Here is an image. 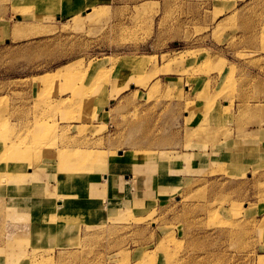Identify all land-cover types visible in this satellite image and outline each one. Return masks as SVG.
I'll return each instance as SVG.
<instances>
[{"label": "rangeland", "instance_id": "1", "mask_svg": "<svg viewBox=\"0 0 264 264\" xmlns=\"http://www.w3.org/2000/svg\"><path fill=\"white\" fill-rule=\"evenodd\" d=\"M17 1L0 0V141L15 143L0 162L38 146L41 161L26 169L29 187L42 186L38 201L62 186L89 203L80 172H108L118 159L143 169L184 149L190 163L193 148L264 127V88L241 75L262 69L264 0H74L69 17L51 12L59 0ZM211 111L224 118L216 130L204 129ZM194 117L201 120L190 126ZM196 168L167 197L144 193L137 210L104 220L108 201L63 205L68 218L46 219L67 225L41 229L47 236L29 244V226L8 231L5 194L0 264L23 252V264H264V157L244 159L240 170L216 158ZM55 173L64 183L57 189ZM98 176L96 189L111 183ZM26 192L13 194L36 201ZM21 210L29 223L31 207Z\"/></svg>", "mask_w": 264, "mask_h": 264}, {"label": "crops", "instance_id": "2", "mask_svg": "<svg viewBox=\"0 0 264 264\" xmlns=\"http://www.w3.org/2000/svg\"><path fill=\"white\" fill-rule=\"evenodd\" d=\"M24 0L17 1L18 5L23 4ZM43 2H47V0H44ZM27 3V2H25ZM9 1V6H10ZM76 3L74 0H59L58 4L53 6V10L51 11L55 16H62L63 17H69L74 16L76 12ZM10 12L12 11V8L10 6ZM33 11V10H31ZM36 12V11H35ZM43 11L39 13V16L42 15ZM26 20V19H25ZM29 21V20H27ZM3 33V29H0V34ZM263 59L261 61V67L262 69H243L241 72V75L246 77H256L259 80L260 85H258L260 88H264V56H262ZM259 58V57H258ZM181 71V70H180ZM181 75H183L181 73ZM180 75V76H181ZM194 85H192L189 90L188 88L185 89V95H188L191 97V95L194 93ZM188 90V91H187ZM260 91H263L260 89ZM196 104H198L196 102ZM187 114L185 113V117L187 118ZM197 116V113H196ZM223 116H221V113L219 111H211L207 115V122L205 123V128L208 129L209 127L214 128L216 130L221 125H224ZM201 119H198L194 117L191 119L190 126H197L199 124ZM183 129L185 130V127H187V124L183 125ZM182 129V130H183ZM215 134H212L209 136V139L211 141H216ZM219 142H216L215 145H213L210 148H206V151L200 150L199 148H193L192 152L190 154L195 157L192 162H187L184 157H186L187 149L180 151V156L178 160L168 159V160H157L156 166L153 163H149L146 168L143 167V165L138 164L137 161H133L130 163H124V159H118L116 163L110 164V168L108 169V172L105 171H95L94 174L91 172L84 175V179L86 182H88V177H93L96 179H100L98 175L105 173L111 176V183H107L102 186V188L99 189H92V194L95 195V197L100 198V202L108 201V207H106L107 211L104 214V217L100 220H104V218H108L111 216L116 215L115 212H120L122 210H128V209H135L137 210L139 208V205L142 203L139 199L141 198L144 193H146V199H153L155 196H159L160 198H165L170 193L169 191L172 190L170 188L171 184H183L186 183V179L188 178V171H193L194 168L199 169L201 162L209 163L213 161L216 158L217 162H225L229 164L230 166L234 167L237 170H240L244 165V159L247 158H256L259 160L261 157H264L259 152L262 150L264 152V127H254L249 130H243L241 135H232L228 136L225 139L218 138ZM263 146V147H262ZM259 149V150H258ZM190 151V150H188ZM184 155V156H183ZM196 155V156H194ZM128 160H125V162ZM130 165V166H129ZM129 166V169L127 170L126 167ZM108 168V167H107ZM142 169V170H141ZM120 171H128L132 172L131 176L125 177L124 179H120L117 173ZM161 174L163 176H161ZM160 175V176H158ZM57 173H55V180L57 179ZM169 176H173L170 178ZM152 177V178H151ZM156 177H159L158 180H152ZM84 180V182H85ZM56 184H45V186L53 185L57 186ZM85 182V183H86ZM84 184V183H83ZM86 187V184H84ZM51 187V186H50ZM90 187V186H88ZM176 189V188H175ZM116 190H120L123 193H118ZM53 197V196H52ZM50 197V198H52ZM49 198V197H48ZM56 199V201L59 199ZM110 202V204H109ZM144 203V202H143ZM90 211H87L85 213V219H91L90 217ZM92 215V214H91ZM99 220V221H100ZM85 223H83V226ZM135 253H137V248H134Z\"/></svg>", "mask_w": 264, "mask_h": 264}, {"label": "bare ground", "instance_id": "3", "mask_svg": "<svg viewBox=\"0 0 264 264\" xmlns=\"http://www.w3.org/2000/svg\"><path fill=\"white\" fill-rule=\"evenodd\" d=\"M42 81H43V78H42ZM36 139H34V140L36 141ZM10 144H15L14 140L9 138V141H8V140H5V138L3 137L2 140L0 141V153L4 152L6 150V147ZM22 144H23V142H22ZM25 145H27V144H25ZM27 146H28V148H24V149H26V151L22 150L23 148L19 147V149H21L22 152H17V151L12 152V153L10 152L0 162V178H1L0 182L2 183V184L0 183V195H1L0 197L2 199V197L5 194H7L6 195L7 199L5 197L4 199H2L1 203L3 206V202H4L5 203V209H7L8 211H12V214L7 215L8 218L6 219L7 224H8V226H7L8 231L10 229H14L16 227L18 228L20 226H23L26 228H27V226H29L31 228L32 235L25 242V243L29 244L32 242L33 239L40 240L43 237L47 236L45 234H49V233L52 234V231L60 229L62 227V225H64V227H65L67 225L66 222H64L63 224H60L59 222H56V221L50 222L46 218H49L52 216H63L65 218H68V216H66V214H65V208L63 207V205H72L74 202L78 203L80 201V197H79V195L71 193L69 190H65L64 188H62V186H60L59 189L63 193L57 195L59 198V199L57 198L58 199L57 201H56V199H54L57 196H54L52 193L48 192L47 190L45 191V194L50 195V197H52V196L53 197L52 198H50V197L46 198V200L43 202L38 201V197H37L38 194L36 195L35 193L37 192L38 189H41L42 186H40L38 184L37 186L34 185V187H29L28 184L31 182V180L33 178V175H32L33 172L26 171V169H30V168H33L34 166H36L41 161L42 158L40 156H42V155L37 152L38 146L36 144H35V146H37V147H35V146L31 147L29 145H27ZM76 162H78V160H76ZM86 162H91V160H88V159L84 160L82 165L85 164ZM90 172H92V171H90ZM69 173H71V172H69ZM85 173H86L85 171L80 172V174L82 175V179H81L80 183L82 185L81 186L82 192H84L86 194V197H88L87 199L89 200V203H85L84 200L80 201L82 203V207H83V205H85V206H88V205L92 206L93 204L98 205V203L100 202V199L98 197L96 198L95 195L92 194V192H93L92 189L96 188L95 180L91 177H88L89 178L88 182H86V180L83 178L84 175H86ZM84 180L86 183L84 182ZM57 182H58L57 186H53L55 189L58 188L59 184H64V183L60 182L59 180ZM83 183L86 184V187L84 186ZM11 186H13L14 188ZM88 186H90V187H88ZM45 187L46 186H44V188ZM28 189L30 191H28ZM14 192L18 193V194L22 193V192L31 193V195H32L31 197L37 198V199L34 202H32V200H28V199L23 200L22 199V198H24L23 195L13 194ZM26 198H29V196H27ZM41 204H42V206H38ZM22 206H25V207L30 206L31 207L32 212H31V214H29V216L31 218L29 223L25 222L26 221V215L21 213V211H22L21 207ZM70 224L71 223L68 222V227ZM41 229L44 230L45 234L42 231H40ZM1 242H3V241H1ZM3 245H4V243H2V246H0V252L2 251V249H5V247H3ZM24 255L25 254L23 252V254H21L20 257L12 263L20 264V262L22 261V264H23L24 262H26V258H23ZM9 264H11V263H9Z\"/></svg>", "mask_w": 264, "mask_h": 264}]
</instances>
